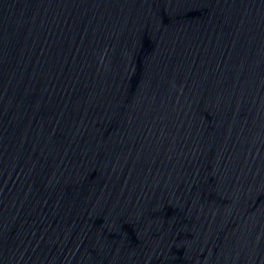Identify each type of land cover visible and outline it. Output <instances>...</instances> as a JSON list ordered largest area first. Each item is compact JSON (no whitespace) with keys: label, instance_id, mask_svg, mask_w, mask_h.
<instances>
[{"label":"water","instance_id":"water-1","mask_svg":"<svg viewBox=\"0 0 264 264\" xmlns=\"http://www.w3.org/2000/svg\"><path fill=\"white\" fill-rule=\"evenodd\" d=\"M264 110V0H0V177L118 161Z\"/></svg>","mask_w":264,"mask_h":264}]
</instances>
